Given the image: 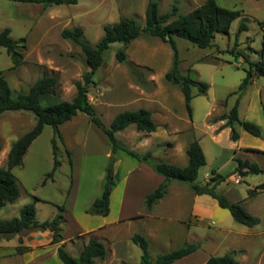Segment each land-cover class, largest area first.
<instances>
[{
  "label": "rangeland",
  "instance_id": "obj_1",
  "mask_svg": "<svg viewBox=\"0 0 264 264\" xmlns=\"http://www.w3.org/2000/svg\"><path fill=\"white\" fill-rule=\"evenodd\" d=\"M74 5L43 6L0 0V32L7 29L14 42L23 40L17 51L21 63L13 67L10 57L0 48V71L13 95L26 93L40 77L55 79L53 94L41 98L42 107L71 101L75 83L88 71L80 48L61 37V31L78 27L91 45L102 36L105 25L121 18L145 24V9L150 0H76ZM160 13L177 8L187 13L205 0H154ZM224 8L242 10L227 34L215 33L209 48L200 49L176 38L179 71L208 85L204 95L190 102L187 113L179 86L165 81L172 65L173 52L161 40L141 34L130 43L113 44L103 53L102 65L92 77L87 98L103 125L108 127L115 115L126 110L147 109L156 125L153 133L139 132L129 126L116 139L138 155L151 152L150 163L129 157L122 150L112 151L102 131L89 123L83 113L59 126L60 137L50 126L30 145L22 165L11 170L19 197L0 209V219L19 216L20 209L35 197L38 222L53 219L63 207L61 237H69L63 251L76 257L89 239H102L106 254L91 264H139L141 250L131 241L143 236L151 261L158 256L189 244L198 249L172 264H204L211 256L230 254L239 264H264V190L250 195V190L264 183V78L240 95L237 88L245 77L248 63H263L261 51L264 25V0H215ZM243 12V13H242ZM241 24L247 29L238 33ZM240 53L236 57L230 53ZM123 50L124 62L115 59ZM247 60V61H246ZM240 96V97H239ZM239 97L238 118L260 127L261 137L244 132L237 123L233 128L238 140L230 139L225 121H215L227 114ZM33 114L7 111L0 115V168H6L12 144L35 125ZM198 140L205 157L197 184L208 183L212 172L225 178L216 192L229 202L239 203L258 224L253 227L233 220L228 211L218 207L209 196L193 194L190 185L178 181L165 183V194L152 206L151 216L144 198L163 183L152 165L168 163L183 167L186 149ZM54 141V144L52 143ZM257 150V151H251ZM263 152V153H262ZM235 158L248 160L262 170L257 175L234 174ZM58 166L54 168V162ZM113 186L106 217L86 213L101 197L107 169ZM102 227V228H100ZM93 229L92 232L80 231ZM31 230L8 240L0 238V264H62L53 255L52 244L31 243ZM121 244V252L114 246Z\"/></svg>",
  "mask_w": 264,
  "mask_h": 264
},
{
  "label": "trees",
  "instance_id": "obj_2",
  "mask_svg": "<svg viewBox=\"0 0 264 264\" xmlns=\"http://www.w3.org/2000/svg\"><path fill=\"white\" fill-rule=\"evenodd\" d=\"M7 1L43 6L74 5L77 2L76 0ZM240 15L241 12L239 10L221 7L215 0H205L200 6L183 14L177 13V8L175 6H173L170 11L160 13L158 3L154 0H150L146 5L145 24L143 27L139 26L133 19L121 18L118 22L103 27L102 36L95 45H91L85 40L82 29L78 27L62 30L60 34L61 37L71 41L80 48L84 55L85 65L88 68V71L82 76V81L75 83L76 95L71 101H61L45 107L40 105L42 97L53 94V87L55 85V79L46 75L37 79L26 93L13 95L3 73L0 71V115L7 111H25L33 114L36 120L34 127L20 136L12 144L7 155L6 168H0V209L6 204L14 203L18 199L19 190L11 170L22 165V160L27 150L33 141L41 134L43 127H52L55 134L60 137L58 131L59 126L70 121L79 112L87 117L89 123L102 131L112 151L122 150L125 154L138 162L150 163V151L146 152L144 155H138L121 144L115 137L117 133L124 131L129 126H134L139 132L153 133L156 129V125L152 120L149 110L139 108L120 112L114 116L109 126L105 127L101 119L95 115L92 106L88 102L87 89L88 86L93 83L92 77L94 73L102 65L103 53L107 51L111 45H126L138 38L141 34L157 38L168 44L173 52V60L170 70L164 75V79L171 85L179 86L180 92L183 95L185 109L190 116V102L193 97H195L192 94V89L195 88L197 90L196 96L204 95L208 89V85L195 81L190 78V76L180 73L178 67V50L175 39H184L200 49L209 48L215 33L227 34L231 23ZM246 29V25L241 24L238 33ZM262 31L264 38V25L262 26ZM22 41L23 40L14 42L7 29L0 32V48H3L10 57L13 67L21 63V56L17 51V46ZM235 49L236 46L233 47L230 53L235 54L236 57H241L242 55L239 52H234ZM261 51H264V46H262ZM115 59L119 63L124 62L126 59L124 51H117ZM254 77L264 78L263 63H248L245 77L237 88V93L239 95L252 84ZM239 97L236 99L234 106L229 112L215 121H225L222 128H230V139L232 141L238 140V134L233 128L235 123L249 135L261 137L262 131L259 126L249 121L239 120ZM52 143L54 144V141H52ZM186 156L187 163L183 167L168 163L152 165L153 171L163 177V183L145 196L144 206L146 210H150L152 206L164 196L166 182L178 181L190 185L193 194L197 196L206 195L214 199L218 207L227 210L235 222L247 227H253L258 224V220L251 216L241 204L229 203L223 195L216 192V187L225 181V178L221 175L212 172V176L208 183L203 185L196 183L199 169L205 165V157L198 140L194 139L189 143L186 149ZM234 160L237 163L234 174L238 177L243 178L248 175H257L262 172L258 165L253 162L240 158H235ZM57 166L58 163L55 161L54 168ZM113 184L111 169L108 168L101 197L94 200L91 207L86 211L87 214L102 217H106L109 214V196ZM262 190H264V183L250 190L249 194L254 195ZM38 201L37 198L33 197L30 203L22 206L18 217L0 219V238L8 240L24 232L38 230L49 231L51 233V244L60 243L62 241L60 226L64 222L61 214L63 212V207L57 208L58 214L55 215L53 219L38 222L35 218V203ZM131 241L141 250L139 264H172L195 252L199 247L197 244H189L160 255L155 260L151 261L146 239L141 235L135 234L132 236ZM62 246L57 248V258L62 264H91L93 259H102L106 254L103 243L94 238L88 240L87 244L76 257H71L66 254ZM204 264L239 263L232 255L224 254L222 256H211Z\"/></svg>",
  "mask_w": 264,
  "mask_h": 264
},
{
  "label": "crops",
  "instance_id": "obj_3",
  "mask_svg": "<svg viewBox=\"0 0 264 264\" xmlns=\"http://www.w3.org/2000/svg\"><path fill=\"white\" fill-rule=\"evenodd\" d=\"M240 11H242V10H240ZM243 13V12H242ZM264 17V16H263ZM261 46H264V38L262 39V42H261ZM253 83V82H252ZM147 212H148V214L151 216V214H152V208L150 209V210H146ZM35 218H36V215H35ZM49 220H51V219H49ZM65 222H63V224H64ZM100 228H102V227H100ZM80 231H86V232H92L93 231V229H91V228H87V229H81ZM69 237H62V241L60 242V243H57V244H52V247H51V251L52 250H57V248L58 247H60V246H62V247H64V244H65V241L68 239ZM31 240V243H33V244H35L36 242H40V241H45V242H47V244H49V243H51V240H52V235H51V233L49 232V231H37V232H35V233H32L31 234V238H30ZM98 241H100V242H105L104 240H102V239H97ZM87 244V243H86ZM85 244V245H86ZM84 245V246H85ZM83 246V247H84ZM114 246L116 247V248H118V251H120L121 252V244H119V242H115L114 241ZM55 256L57 257V253H55L54 255H53V259L55 258Z\"/></svg>",
  "mask_w": 264,
  "mask_h": 264
}]
</instances>
